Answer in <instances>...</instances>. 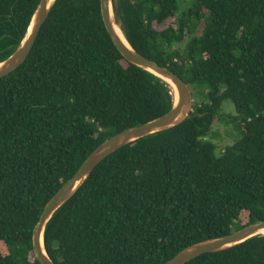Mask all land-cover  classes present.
<instances>
[{
	"label": "trees",
	"instance_id": "16d2710c",
	"mask_svg": "<svg viewBox=\"0 0 264 264\" xmlns=\"http://www.w3.org/2000/svg\"><path fill=\"white\" fill-rule=\"evenodd\" d=\"M40 0H0V63ZM141 55L208 92L180 125L107 157L46 226L56 264H165L190 245L264 221V0H112ZM204 27L193 37L189 20ZM168 83L129 63L100 0H56L18 69L0 79V264H40L33 234L62 185L104 141L174 106ZM231 102L243 129L223 151ZM232 118V117H231ZM186 264H264V236Z\"/></svg>",
	"mask_w": 264,
	"mask_h": 264
},
{
	"label": "water",
	"instance_id": "95a60500",
	"mask_svg": "<svg viewBox=\"0 0 264 264\" xmlns=\"http://www.w3.org/2000/svg\"><path fill=\"white\" fill-rule=\"evenodd\" d=\"M56 0H40L32 21L15 52L0 63V79L18 69L29 57L39 33L46 22ZM102 18L115 47L131 64L148 71L168 84H173L178 92V100L165 115L126 129L100 144L82 163L77 172L66 181L45 206L33 234V249L40 264H56L48 255L44 244L46 226L59 209L66 204L82 187L92 172L107 157L122 147L144 137L166 131L183 123L193 109V95L190 87L171 70L158 65L137 52L128 42L125 43L118 30L112 0H100ZM124 34V33H123ZM264 230V221L243 227L227 236L214 238L188 246L165 264H186L208 253L221 252L245 242Z\"/></svg>",
	"mask_w": 264,
	"mask_h": 264
},
{
	"label": "rangeland",
	"instance_id": "374dc122",
	"mask_svg": "<svg viewBox=\"0 0 264 264\" xmlns=\"http://www.w3.org/2000/svg\"><path fill=\"white\" fill-rule=\"evenodd\" d=\"M197 0H179L181 11H188L193 7ZM188 23L192 26V35L186 39V42L193 37H199L202 33L204 23L199 19L189 20ZM193 101L197 98H202L208 92L205 83L199 82L190 87ZM232 117V118H231ZM243 136V129L239 125V119L236 118L235 107L231 102L223 104V112L220 118H217L212 132V139L218 145V149L223 151L227 146L237 142Z\"/></svg>",
	"mask_w": 264,
	"mask_h": 264
},
{
	"label": "bare ground",
	"instance_id": "6f19581e",
	"mask_svg": "<svg viewBox=\"0 0 264 264\" xmlns=\"http://www.w3.org/2000/svg\"><path fill=\"white\" fill-rule=\"evenodd\" d=\"M117 30H118V32H119V34H120L122 40H123L125 43H127V41H126V37L124 36L123 31H122V29H121V27H120L119 24L117 25ZM169 85H170V87H171V89H172V92H173V95H174V100L177 102V100H178V92H177V90H176V88H175V86H174L173 84H169ZM259 235L264 236V230L261 231V232H259Z\"/></svg>",
	"mask_w": 264,
	"mask_h": 264
}]
</instances>
